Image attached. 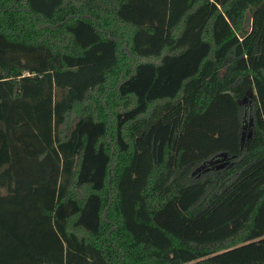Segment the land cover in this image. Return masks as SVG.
Returning a JSON list of instances; mask_svg holds the SVG:
<instances>
[{
    "label": "trees",
    "instance_id": "16d2710c",
    "mask_svg": "<svg viewBox=\"0 0 264 264\" xmlns=\"http://www.w3.org/2000/svg\"><path fill=\"white\" fill-rule=\"evenodd\" d=\"M0 264H264V0H0Z\"/></svg>",
    "mask_w": 264,
    "mask_h": 264
}]
</instances>
